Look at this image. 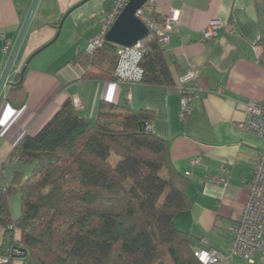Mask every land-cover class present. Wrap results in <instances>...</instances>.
Returning <instances> with one entry per match:
<instances>
[{"label":"crops","instance_id":"1","mask_svg":"<svg viewBox=\"0 0 264 264\" xmlns=\"http://www.w3.org/2000/svg\"><path fill=\"white\" fill-rule=\"evenodd\" d=\"M112 1L40 0L9 79L32 56L23 75L24 111L7 129V124L0 126V166L23 135L37 134L67 101L78 99L80 116L91 123L102 102L132 113L151 111L154 134L169 142L172 166L187 179L190 208L175 216V227L189 235L195 248L225 253L232 242L230 227L241 214L256 158L264 149L260 139L240 129L246 104H264V0H149L156 19L171 11L178 14L176 31L164 49L174 79L170 88L81 80L83 68L71 60L97 34ZM31 2L0 0V73L10 52L1 49L7 43L12 47ZM212 21L221 24L217 37L203 41L201 32ZM187 72L196 75L197 91L192 112L181 119L179 81ZM9 89L5 86L0 97V120L6 104L20 109L6 101ZM21 169L14 163L0 169V185ZM14 193L8 204L16 220L21 198ZM9 246L0 226V255ZM10 264L21 263L11 259ZM230 264L248 263L235 258ZM253 264H264V256L256 254Z\"/></svg>","mask_w":264,"mask_h":264},{"label":"trees","instance_id":"2","mask_svg":"<svg viewBox=\"0 0 264 264\" xmlns=\"http://www.w3.org/2000/svg\"><path fill=\"white\" fill-rule=\"evenodd\" d=\"M140 44L147 53L138 83L173 87L156 39ZM85 50L71 60L82 66L81 80L116 82L117 47L104 41ZM22 84L16 74L6 98L17 108ZM153 121L151 111L102 102L91 123L67 101L37 134L15 143L0 169H22L0 185V226L10 248L26 251L21 264H200L198 248L174 225L190 208L187 179L172 166L169 142L146 130ZM14 192L21 198L16 220L8 204Z\"/></svg>","mask_w":264,"mask_h":264},{"label":"built area","instance_id":"3","mask_svg":"<svg viewBox=\"0 0 264 264\" xmlns=\"http://www.w3.org/2000/svg\"><path fill=\"white\" fill-rule=\"evenodd\" d=\"M128 1H112L111 8L104 17L99 31L88 40L85 50L87 54L101 47L105 41V34L111 28ZM135 16L147 28V37L152 36L155 38L160 49L164 50L169 42L170 35L176 31L178 25L177 12L171 11L167 16L156 19L153 17V4L147 2L136 11ZM220 27L221 24L218 21L210 22L202 30L201 39L207 41L216 38ZM10 49V43H7L1 50L8 52ZM146 53L147 48L143 47L140 42L130 48L117 46V64L114 70L117 81L127 84L138 83L142 76V70L139 65ZM195 81L196 75L193 72H187L180 78L181 119L192 112L191 100L197 91L195 88L196 84H194ZM72 104L76 110H83V105L78 99H73ZM23 111L24 107L15 110L6 104L0 120V126L4 127L7 124V129ZM245 114L246 119L240 125V129L260 139L264 144V104L249 102L245 106ZM146 130L154 133L153 124L147 125ZM4 132L5 129L1 135ZM192 164L196 166L198 165V161H194ZM186 175H189V173H186ZM230 232L232 234V242L227 252L219 253L215 250L198 248L194 252V256L198 262L200 264H219L221 262L230 264L235 258H239L248 264H253L256 254L264 256V149L256 158L254 170L248 183L246 201L241 214L230 227ZM21 254L19 248L11 247L6 255H0V264H9L13 256Z\"/></svg>","mask_w":264,"mask_h":264},{"label":"water","instance_id":"4","mask_svg":"<svg viewBox=\"0 0 264 264\" xmlns=\"http://www.w3.org/2000/svg\"><path fill=\"white\" fill-rule=\"evenodd\" d=\"M149 0H129L126 6L123 8L111 28L105 34V41L107 43L113 44L116 47H124L130 48L144 40L148 36L147 28L141 23L135 16L136 11H138L144 4H146ZM40 0H32L31 5L28 9L27 14L25 15L19 32L14 40V43L10 49V52L7 56L6 62L3 66V69L0 73V97L3 92L5 86H11L12 82L9 81L11 72L14 68L16 59L18 57L21 46L26 37L27 31L29 29L31 20L36 12ZM65 20V16L61 19L58 33L61 30L62 24ZM57 36L44 48L51 45ZM44 48L40 49L36 52L39 53ZM32 57V56H31ZM31 57L27 60L21 71L19 72L20 77L22 78L28 63ZM22 253L18 256H13V259H22L26 256V251L23 249H19Z\"/></svg>","mask_w":264,"mask_h":264},{"label":"rangeland","instance_id":"5","mask_svg":"<svg viewBox=\"0 0 264 264\" xmlns=\"http://www.w3.org/2000/svg\"><path fill=\"white\" fill-rule=\"evenodd\" d=\"M12 194H13V193H12ZM14 194H15V195H17V193H16V192H15ZM10 195H11V194H10Z\"/></svg>","mask_w":264,"mask_h":264}]
</instances>
